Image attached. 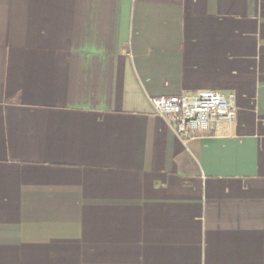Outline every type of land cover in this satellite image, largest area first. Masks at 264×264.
Listing matches in <instances>:
<instances>
[{"label":"crops","instance_id":"crops-1","mask_svg":"<svg viewBox=\"0 0 264 264\" xmlns=\"http://www.w3.org/2000/svg\"><path fill=\"white\" fill-rule=\"evenodd\" d=\"M0 264H264V0H0Z\"/></svg>","mask_w":264,"mask_h":264},{"label":"built area","instance_id":"built-area-1","mask_svg":"<svg viewBox=\"0 0 264 264\" xmlns=\"http://www.w3.org/2000/svg\"><path fill=\"white\" fill-rule=\"evenodd\" d=\"M150 101L182 139L199 132L225 133L237 118L235 95L217 89L153 96Z\"/></svg>","mask_w":264,"mask_h":264}]
</instances>
